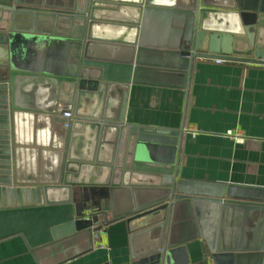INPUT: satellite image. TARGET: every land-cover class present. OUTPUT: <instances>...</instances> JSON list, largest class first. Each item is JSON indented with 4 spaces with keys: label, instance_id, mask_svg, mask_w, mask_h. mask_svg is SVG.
<instances>
[{
    "label": "water",
    "instance_id": "1",
    "mask_svg": "<svg viewBox=\"0 0 264 264\" xmlns=\"http://www.w3.org/2000/svg\"><path fill=\"white\" fill-rule=\"evenodd\" d=\"M158 21L170 34L156 33ZM51 40L70 52L46 77L69 89L67 161L58 184L19 187L15 87L37 76L22 73L31 48ZM263 45L264 0H0V242L20 237L40 264H62L124 221L132 264H183L180 249L198 240L212 264H264V192L239 197L179 179L178 159L155 165L150 147L180 152L184 129L126 122L132 86L188 94L197 60L264 65Z\"/></svg>",
    "mask_w": 264,
    "mask_h": 264
},
{
    "label": "crops",
    "instance_id": "2",
    "mask_svg": "<svg viewBox=\"0 0 264 264\" xmlns=\"http://www.w3.org/2000/svg\"><path fill=\"white\" fill-rule=\"evenodd\" d=\"M156 28L159 35L170 34L166 22L158 21ZM69 60L63 41L36 44L22 73L37 76L16 83L11 134L19 187L58 184L63 177L71 132L63 116L69 89L46 77L58 75ZM126 122L159 131L184 129L180 152L177 143L150 147L155 165L173 166L178 159L179 179L239 197L264 192V65L197 60L188 94L132 86ZM180 251L183 264H212L203 240ZM0 264L40 263L24 239L14 237L0 242ZM62 264H132L125 222L110 223L93 251Z\"/></svg>",
    "mask_w": 264,
    "mask_h": 264
},
{
    "label": "built area",
    "instance_id": "3",
    "mask_svg": "<svg viewBox=\"0 0 264 264\" xmlns=\"http://www.w3.org/2000/svg\"><path fill=\"white\" fill-rule=\"evenodd\" d=\"M218 63H222L223 61H221V60H216ZM63 116H64V118L66 119V123H65V128L67 129V130H71V127H72V121H73V118H74V115H73V112L71 111V112H68V111H66V112H64L63 113Z\"/></svg>",
    "mask_w": 264,
    "mask_h": 264
}]
</instances>
